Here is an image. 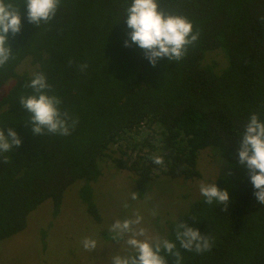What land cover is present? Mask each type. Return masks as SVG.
Returning a JSON list of instances; mask_svg holds the SVG:
<instances>
[{
  "label": "trees",
  "instance_id": "trees-1",
  "mask_svg": "<svg viewBox=\"0 0 264 264\" xmlns=\"http://www.w3.org/2000/svg\"><path fill=\"white\" fill-rule=\"evenodd\" d=\"M14 2L22 29L9 34L14 58L0 68V89L15 79L0 98V128L6 136L8 129L16 131L22 144L0 154V241L23 231L46 200L58 216L77 181L86 212L100 221L92 183L115 145L122 156H111L112 162L134 173L139 198L156 172L173 180L200 178V151L211 148L225 166L215 183L229 194L227 210L201 196L169 223L163 239L176 243L182 264H264V205L237 152L251 114L264 121V0H158L166 12L190 20L199 39L182 60L163 58L155 67L138 46L124 45L131 0H61L55 18L39 27L27 22L24 0ZM214 53L226 63L210 59ZM27 58L38 66L34 74L46 76L50 94L62 100L61 110L78 120L71 135L33 134L19 102L33 94L27 85L34 74L17 73ZM83 64L88 67L82 71ZM144 128L150 129L145 136ZM132 134L143 138L122 149ZM153 156H161L163 165ZM177 223L211 236L212 249L197 254L180 248Z\"/></svg>",
  "mask_w": 264,
  "mask_h": 264
},
{
  "label": "clouds",
  "instance_id": "clouds-1",
  "mask_svg": "<svg viewBox=\"0 0 264 264\" xmlns=\"http://www.w3.org/2000/svg\"><path fill=\"white\" fill-rule=\"evenodd\" d=\"M61 0H24L26 6V19L30 24L37 25L48 23L57 14ZM264 20V17L261 18ZM126 24L130 29L129 40H125V47L133 44L145 53V58L155 67L158 60L168 58L169 61L182 60L189 46L199 39V32L193 31V24L186 17L171 14L162 9L158 0H131L126 8ZM22 19L20 6L14 0H0V68H4L14 58L13 50L9 45V34L16 36L21 32ZM87 64L80 66L81 70L87 68ZM32 89L31 95L21 96L19 102L30 116L28 124L34 135L58 134L71 135L78 120L73 119L66 111L61 110L62 100L54 94H50L51 85L46 76L40 72L34 74L27 85ZM22 144L16 131L7 130V136L3 128H0V154L12 150L13 146ZM239 164L246 165L250 182L256 189L254 195L261 205H264V121L253 113L244 126V131L237 148ZM7 163V159L4 160ZM152 162L163 165L161 156H153ZM200 193L207 204L213 202L227 206L229 194L214 184H201ZM137 198V193H132V199ZM127 207V204H124ZM155 215V213H153ZM143 217L136 214L134 219L116 220L110 231L114 239H121L128 235L126 243L134 250L133 255H114L111 264H167L166 256L175 259V264H182L183 257L176 250V243L168 239L144 238L146 231L138 228ZM175 239L180 248L187 251H195L197 254L210 251L214 240L211 236L202 235L194 227L184 223H177ZM85 250H95L97 242L94 239L85 238L82 241ZM161 253H164L162 255Z\"/></svg>",
  "mask_w": 264,
  "mask_h": 264
},
{
  "label": "rangeland",
  "instance_id": "rangeland-1",
  "mask_svg": "<svg viewBox=\"0 0 264 264\" xmlns=\"http://www.w3.org/2000/svg\"><path fill=\"white\" fill-rule=\"evenodd\" d=\"M210 59L220 65L226 63L225 58L217 53L210 55ZM37 68L27 58L19 65L17 73L34 74ZM14 84V78L6 81L0 89V98ZM143 130V136L150 132L148 128ZM152 130L158 131L159 128L154 126ZM143 136L132 134L131 139L122 142V149L126 150L127 145L134 141H141ZM117 147L112 148V157L122 156ZM111 156L103 158L100 163L103 174L92 183L100 221H95L86 212L78 196L82 183L77 181L65 192L58 216L53 215L52 201L46 200L30 213L23 231L0 241V264H111L114 255H133L134 250L126 243L128 235L121 239L113 238L110 229L116 220L134 219L139 214L143 220L137 227L146 231V237L140 238L163 239L169 223L177 220L193 201L202 196L200 185L214 184L225 170L218 154L206 148L199 154L200 178L173 180L162 172H156L148 194L133 200L132 193H136L134 173L114 166ZM125 203L127 207H124ZM85 238L97 242L95 250L84 249L82 241Z\"/></svg>",
  "mask_w": 264,
  "mask_h": 264
}]
</instances>
